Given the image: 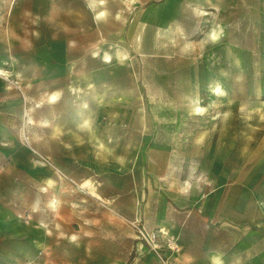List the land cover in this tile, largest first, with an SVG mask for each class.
<instances>
[{"label":"rangeland","instance_id":"1","mask_svg":"<svg viewBox=\"0 0 264 264\" xmlns=\"http://www.w3.org/2000/svg\"><path fill=\"white\" fill-rule=\"evenodd\" d=\"M0 264H264V0H0Z\"/></svg>","mask_w":264,"mask_h":264},{"label":"bare ground","instance_id":"2","mask_svg":"<svg viewBox=\"0 0 264 264\" xmlns=\"http://www.w3.org/2000/svg\"><path fill=\"white\" fill-rule=\"evenodd\" d=\"M99 13H101V14H105V13H106V10H105V9H100V10H99ZM50 99H54V96L52 95ZM28 118L30 119L29 116H28ZM54 200H55V199H54ZM52 203H53V202H52ZM50 204H51V203H50ZM56 204H57V202H56ZM52 206H55V204H52ZM213 259H215V262H219V257H218L217 255L214 256Z\"/></svg>","mask_w":264,"mask_h":264},{"label":"built area","instance_id":"3","mask_svg":"<svg viewBox=\"0 0 264 264\" xmlns=\"http://www.w3.org/2000/svg\"><path fill=\"white\" fill-rule=\"evenodd\" d=\"M171 249L172 250H177V246L173 244L172 247H171Z\"/></svg>","mask_w":264,"mask_h":264},{"label":"crops","instance_id":"4","mask_svg":"<svg viewBox=\"0 0 264 264\" xmlns=\"http://www.w3.org/2000/svg\"><path fill=\"white\" fill-rule=\"evenodd\" d=\"M214 256H216V254H214L213 257H212V260L215 262V259H213ZM218 257H219V256H218ZM219 262H220V259H219ZM219 262H215V263H219Z\"/></svg>","mask_w":264,"mask_h":264}]
</instances>
